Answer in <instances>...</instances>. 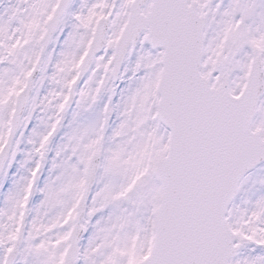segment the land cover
<instances>
[{"label": "snow or ice", "instance_id": "1", "mask_svg": "<svg viewBox=\"0 0 264 264\" xmlns=\"http://www.w3.org/2000/svg\"><path fill=\"white\" fill-rule=\"evenodd\" d=\"M0 264H264V0H0Z\"/></svg>", "mask_w": 264, "mask_h": 264}]
</instances>
